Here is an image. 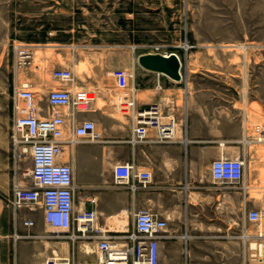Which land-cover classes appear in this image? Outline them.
I'll list each match as a JSON object with an SVG mask.
<instances>
[{"label": "rangeland", "instance_id": "rangeland-1", "mask_svg": "<svg viewBox=\"0 0 264 264\" xmlns=\"http://www.w3.org/2000/svg\"><path fill=\"white\" fill-rule=\"evenodd\" d=\"M115 32L122 33L125 43H170L177 37L182 41L181 51L187 61L201 74L200 88L213 95L208 98L213 111L234 117L240 137L244 130V111L247 113V138L256 136L257 126L264 130V0H0V227H9L11 236L15 234L14 216L8 206L12 183L17 180L30 185L32 182L28 153L15 163L9 141L12 87L16 73L13 46L29 45L32 53L34 49L30 44H38L41 48V57L30 58V64L18 72L19 81L29 82L32 75L40 81L49 80L53 67L69 68L74 73L76 87L89 91V97L93 99L91 110L111 111L109 115L129 122L131 107L121 99L122 91L116 86V74L125 72L131 75L132 56L137 62L139 53L146 50L136 49L133 54L131 50H125L122 55L113 49L106 52L97 50L103 45L119 43ZM57 42H71L73 46L63 53L54 46ZM51 44L54 47H48ZM77 44L81 46L75 49ZM117 57L124 61V68H103L114 66ZM96 66L100 69H94ZM130 87L128 78V89ZM36 94V100L40 102L42 97ZM111 129L113 132L114 126ZM96 130L101 137L110 132L98 127ZM68 135L70 128L67 125L64 136ZM75 145L87 147L92 144ZM263 146L264 141H253L250 148ZM67 147L64 149L68 157L66 153L64 159L71 161L72 150ZM246 167L250 199L256 206L264 207V169L260 171L261 182L258 183L256 171L248 165ZM77 168L74 162V179L78 185ZM77 192V207H82L80 187ZM35 213L43 219L40 207L36 206ZM33 214V211L22 207L17 216L33 218ZM111 221H117L116 217ZM258 229L264 231V224L249 227L248 233ZM80 244L79 250L84 252ZM242 246H233V264H241ZM76 257L81 261L87 258L80 252H76ZM159 264L184 263L160 258Z\"/></svg>", "mask_w": 264, "mask_h": 264}, {"label": "crops", "instance_id": "crops-1", "mask_svg": "<svg viewBox=\"0 0 264 264\" xmlns=\"http://www.w3.org/2000/svg\"><path fill=\"white\" fill-rule=\"evenodd\" d=\"M121 35L115 32L114 36L120 42L103 45L97 50L106 52L113 49L116 54L122 55L125 50H131L133 54L136 49H145L139 53L142 54L155 52L152 45H161L167 52L177 54L181 62V79L175 81L142 68L132 56L130 86L134 87L136 107L157 103L164 114L175 119L176 127L177 124L179 127L170 142H158L156 130L149 128L145 139L133 144L130 142L131 119L125 122L109 115L111 111L103 110L89 109L78 113V120H92L96 128L110 131L103 137L99 134L97 141L78 142L91 146L73 145L72 149L67 148L73 153L69 159L78 167L76 185L81 188V203L88 207L90 203L86 200L96 198L101 222L109 215H119L130 222L133 211L141 208L166 219L167 237L160 242L159 261L166 258L168 262L182 261L184 264H233V246L242 245V234L248 233L249 227L257 226L247 220L246 213L249 209L261 207L250 199L246 183L249 176L247 167L245 181L243 185H238L213 181L210 164L222 154L230 157L238 155L241 148L246 165L249 161L255 165L253 171H256L257 182L260 183V171L264 169V146L251 149V143L245 144L243 140L247 136L246 128L243 127V136L240 137L234 117L213 111L212 102L208 99L213 95L200 88L201 74L187 61L181 51L180 39L175 37L170 43H125ZM54 46L64 53L73 44L57 42ZM103 68H124V61L117 57L114 66ZM30 78L29 84L35 95L37 92L42 97L38 104L43 115L55 110L65 111L50 109L44 98L49 89L62 85L58 80L51 77L40 81L35 75ZM126 161L132 162L139 171L150 172L151 180L147 188H140L132 194L126 184H112V167ZM32 216L34 225L29 230L21 224L15 227L13 222L14 232L22 234L27 231L43 237L15 238L14 233L11 236L9 227L2 225L0 264H42L53 252L60 255L67 253L68 243L50 236L49 227L35 211Z\"/></svg>", "mask_w": 264, "mask_h": 264}, {"label": "built area", "instance_id": "built-area-1", "mask_svg": "<svg viewBox=\"0 0 264 264\" xmlns=\"http://www.w3.org/2000/svg\"><path fill=\"white\" fill-rule=\"evenodd\" d=\"M29 47L23 44L13 46L16 73L12 87L9 141L15 163L28 153L32 180L30 185L21 184L17 180L12 183L8 206L12 209L15 227L21 224L29 230L34 225V219L29 216L18 218V211L26 207L34 212L38 206L42 210L44 223L51 231L50 236L68 243L66 254L53 252L42 264H159L160 242L167 237L166 219L141 208L133 211L131 221L125 224L120 223L124 219L119 215H109L100 222L101 214L96 208L97 199L94 197L86 200L90 206L77 207L79 196L73 164L68 160L61 161L59 157L65 146H73L82 140L99 139L92 120L77 119L78 113L90 109L92 98L88 96L89 91L76 87L71 69L54 67L51 77L62 85L49 89L45 100L50 109H64L65 113L55 110L43 115L29 82L19 81L17 76L31 62ZM151 48L161 54L170 53L161 45H152ZM131 77L133 72L132 75L125 72L116 74V86L122 91L121 99L131 107L130 142L134 144L143 141L149 128L156 130L158 142L172 141L176 130L175 119L164 114L157 103L136 107L134 87L128 89V78ZM67 125L70 135L64 136ZM256 131L253 139H243L245 144L264 141V130L257 126ZM245 170L246 160L242 151L234 157L222 154L210 164L211 178L220 183L243 185ZM150 180V172L137 170L130 161L118 162L112 167V184H126L132 194L140 188H147ZM113 217L117 221H111ZM246 218L257 226L264 224V207L249 209ZM15 236L43 237L27 231L22 234L15 232ZM80 242L91 243L93 252L88 254L80 251ZM242 245L241 264H264V231L258 229L253 233H243ZM76 252L87 257L86 260H79Z\"/></svg>", "mask_w": 264, "mask_h": 264}, {"label": "water", "instance_id": "water-1", "mask_svg": "<svg viewBox=\"0 0 264 264\" xmlns=\"http://www.w3.org/2000/svg\"><path fill=\"white\" fill-rule=\"evenodd\" d=\"M137 63L142 68L166 75L172 80L181 79V62L173 52L167 55L158 52H147L137 56Z\"/></svg>", "mask_w": 264, "mask_h": 264}, {"label": "bare ground", "instance_id": "bare-ground-1", "mask_svg": "<svg viewBox=\"0 0 264 264\" xmlns=\"http://www.w3.org/2000/svg\"><path fill=\"white\" fill-rule=\"evenodd\" d=\"M30 45H32V47H33V53L31 52V60L34 58V59H39L40 57H41V51L39 50V49H41V48H39V46H38V44H30ZM53 45L51 44V45H48V47H52ZM133 47V46H132ZM131 47V48H132ZM134 48V47H133ZM242 48L245 50V46H242ZM177 55V54H176ZM133 67V66H132ZM80 68V67H79ZM132 75V74H131ZM175 81V80H174ZM88 96H89V94H88ZM100 100V99H99ZM100 103V102H99ZM246 119H247V113H246V111H244V114H243V127L244 128H246ZM68 147H71V149H72V146H68ZM67 147V148H68ZM66 153H67V155H66ZM73 154V153H72ZM62 156H61V159H59V160H61V161H65L66 159H64V156L66 155V157H68V152L64 149L63 150V153L61 154ZM248 167L250 168V169H253L254 167H255V165L251 162V161H249L248 162ZM121 224H125L126 223V220L124 219V220H122L121 222H120ZM263 232V231H262ZM15 238H16V236H15ZM81 244L80 245H82V247H83V250H84V252L85 253H88V254H90L91 252V250L93 249V245L91 244V243H89V242H80ZM88 245H91L92 246V248L91 247H89Z\"/></svg>", "mask_w": 264, "mask_h": 264}]
</instances>
